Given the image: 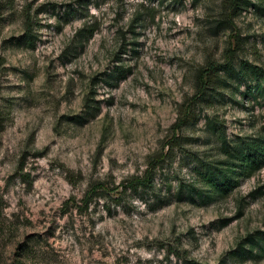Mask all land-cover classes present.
<instances>
[{"label":"rangeland","instance_id":"rangeland-1","mask_svg":"<svg viewBox=\"0 0 264 264\" xmlns=\"http://www.w3.org/2000/svg\"><path fill=\"white\" fill-rule=\"evenodd\" d=\"M230 60L264 69V10L0 0V264H264L231 253L264 230V166L217 199L176 197L220 157L210 120L230 139L261 131L251 74L217 66ZM160 156L155 188L133 190Z\"/></svg>","mask_w":264,"mask_h":264},{"label":"trees","instance_id":"trees-1","mask_svg":"<svg viewBox=\"0 0 264 264\" xmlns=\"http://www.w3.org/2000/svg\"><path fill=\"white\" fill-rule=\"evenodd\" d=\"M242 4H252L255 9L264 10V0H257L253 3L250 0H236ZM236 7L238 3L235 2ZM29 29L25 37L30 45H34V34ZM221 69L233 70L241 79L246 82L247 71L251 74V81L246 85V91L241 92L251 95L253 101L264 104V69L248 61H243L237 70L233 61H225L217 65ZM215 68L211 66L210 69ZM215 70V69H213ZM226 81V80H225ZM199 87L203 88L202 93L206 94L209 87V77L206 69L199 71ZM208 125L216 133L219 142L220 157L213 161H200L193 166L197 174L191 182H183L177 186L176 197L191 199L195 201H210L227 195L233 188L240 185L246 178L252 176L264 166V120L261 131L251 136L242 138H228L223 124L210 120ZM168 153V152H167ZM164 157L160 156L153 160V165L148 167L141 176L131 178L129 185L133 190L155 188L156 168L161 166ZM232 255L261 257L264 256V230H255L248 233L243 239L237 242L236 247L231 251Z\"/></svg>","mask_w":264,"mask_h":264}]
</instances>
